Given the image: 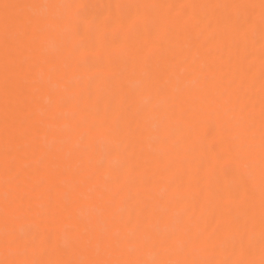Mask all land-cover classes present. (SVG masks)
<instances>
[{
    "label": "bare ground",
    "instance_id": "1",
    "mask_svg": "<svg viewBox=\"0 0 264 264\" xmlns=\"http://www.w3.org/2000/svg\"><path fill=\"white\" fill-rule=\"evenodd\" d=\"M124 1L0 0V262L260 264L261 0Z\"/></svg>",
    "mask_w": 264,
    "mask_h": 264
},
{
    "label": "snow or ice",
    "instance_id": "2",
    "mask_svg": "<svg viewBox=\"0 0 264 264\" xmlns=\"http://www.w3.org/2000/svg\"><path fill=\"white\" fill-rule=\"evenodd\" d=\"M5 10V15L3 17V27L4 32L7 34L9 30V20L10 17L8 16V10L11 8L18 7L17 5L12 4H3L0 5ZM35 7V6H33ZM49 8H60L65 10V12L70 16L72 13V9L74 5L71 3L62 4V5H48ZM190 7V6H185ZM216 7H235V8H242V7H254L253 5H217ZM261 8V23L264 24V0H261L260 4ZM66 20L65 15H57L54 16L51 23L48 20L43 18H36V24H44L48 25V27L55 31L59 28L62 24H64ZM6 56L9 54L7 50L6 44ZM262 60H264V49H262ZM262 91H264V86H262ZM262 101H264V96H262ZM10 155L9 152H6V157ZM261 160H262V167H261V180H262V191H264V109H262V125H261ZM11 163L6 158L5 160V172L6 174H11ZM262 208H264V202H262ZM17 209L14 207V201L8 198V195L5 196V203L3 207V214L5 217V222L7 223L9 219H11ZM262 223H264V216H262ZM6 237H8L5 241L6 247L11 249L12 246L16 243L15 237H12L11 234L6 232ZM169 242L172 244H179L182 246L183 249L187 250L194 245V241L192 240L191 236L183 230L173 231L171 232L168 237L167 241H160V247L163 250L164 254H168L170 252ZM34 243V241H33ZM25 252L27 249L24 250ZM262 253H264V239H262ZM0 264H255V261L252 260H245V259H238L235 261H208V260H181V259H168V258H161L158 260L153 261H144V260H135V261H128V260H63V261H52V260H14V261H3ZM260 264H264V259L261 260Z\"/></svg>",
    "mask_w": 264,
    "mask_h": 264
},
{
    "label": "rangeland",
    "instance_id": "3",
    "mask_svg": "<svg viewBox=\"0 0 264 264\" xmlns=\"http://www.w3.org/2000/svg\"><path fill=\"white\" fill-rule=\"evenodd\" d=\"M132 1H133V0H128V1L125 0L124 2H126L125 5H127V7H128L129 5L133 4ZM133 2H135V1H133ZM123 4H124V3H123ZM122 6H124V5H122ZM129 7H130V6H129ZM124 8H125V7H124ZM165 51H166V50L163 48V49H162V53H164Z\"/></svg>",
    "mask_w": 264,
    "mask_h": 264
}]
</instances>
